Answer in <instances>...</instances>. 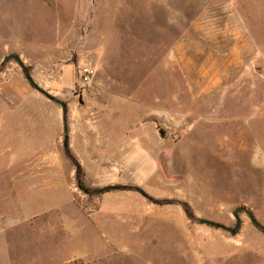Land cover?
<instances>
[{
	"label": "rangeland",
	"instance_id": "374dc122",
	"mask_svg": "<svg viewBox=\"0 0 264 264\" xmlns=\"http://www.w3.org/2000/svg\"><path fill=\"white\" fill-rule=\"evenodd\" d=\"M69 67L75 87L57 93ZM7 70L41 101L26 147L50 138L45 104L72 101L94 152L66 156L73 186L59 191L0 174V228L31 198L41 211L40 242L0 236L11 264H264V0H0ZM130 140L132 169L117 150Z\"/></svg>",
	"mask_w": 264,
	"mask_h": 264
},
{
	"label": "crops",
	"instance_id": "0c3cea01",
	"mask_svg": "<svg viewBox=\"0 0 264 264\" xmlns=\"http://www.w3.org/2000/svg\"><path fill=\"white\" fill-rule=\"evenodd\" d=\"M72 71V67L65 70L59 84L60 87L56 89L57 93L63 90L70 91L75 87L76 78H73ZM33 98L38 99L39 96L19 71L7 70V72L0 73V158L12 154L11 157L16 160V163L11 165L0 162V174L15 171L21 179H19L18 187L24 186L23 188H28L30 194L33 193L31 196H36L42 192V189L52 192L54 189L59 191L72 187V182L68 183L66 179H61L63 174H69L70 178H72L74 173L73 165L66 159V156L71 155L82 158L89 157L94 152L90 149L88 122L83 117L75 118L72 115L75 108L72 101L66 105L63 102L45 104V106L48 105L52 108L49 122L50 138L45 141L40 139L37 143L26 147L24 142L27 133L26 111L30 108L39 109L42 107L40 105L41 101L35 102L32 100ZM54 106L58 108L59 112L55 110L56 108L54 109ZM67 108L69 116L65 115ZM80 109V107H76L78 113L81 111ZM9 115H14V118ZM32 120H35V118ZM41 130L39 128L37 130L40 135L42 133ZM32 131L34 132V130ZM11 134L13 135L12 139ZM133 143L136 144L134 140H130L128 143L124 141L117 148L122 156H126L125 163H128L129 169H132L131 165L136 161L131 159V156L136 159L137 154L134 151L135 147L132 148ZM27 156L34 158L33 161L25 162V160L20 159ZM80 161L83 166L85 162L82 159ZM93 165L96 168H101L98 162H93ZM45 171L49 172L48 179H43L42 173ZM27 174L30 178L28 182L26 179ZM109 181L111 180L107 178V180L96 186L109 185ZM114 181L117 184V179L114 178ZM70 193L72 195V192ZM19 201L22 204L21 199ZM35 204L36 198L29 199L28 213H24L23 219L10 218L5 222V225L0 228V236L3 237L7 231L21 229L24 232V236L27 234L25 231H27L30 234V240L36 242L39 238L40 242V234L36 238V219H38L41 211L36 212L31 209ZM6 248L0 246V253L3 254L4 258L7 257ZM6 259L8 261H0V264H11V260L8 257ZM33 264L39 263L35 259Z\"/></svg>",
	"mask_w": 264,
	"mask_h": 264
},
{
	"label": "water",
	"instance_id": "95a60500",
	"mask_svg": "<svg viewBox=\"0 0 264 264\" xmlns=\"http://www.w3.org/2000/svg\"><path fill=\"white\" fill-rule=\"evenodd\" d=\"M9 57H13L15 60H17V62H18L19 65L21 66V68H22V70H23V73H24L25 77L27 78V80H28L29 82H32V78H31V76L28 74V72H27V68H26L25 64L20 60V58L17 57V56H7L5 59H7V58H9ZM239 210H246V208H245V207H241V208H239L237 211H239ZM235 213H236V212H235ZM212 225L217 226V227H222V226H220V225L217 224V223H212Z\"/></svg>",
	"mask_w": 264,
	"mask_h": 264
},
{
	"label": "built area",
	"instance_id": "2783aa9c",
	"mask_svg": "<svg viewBox=\"0 0 264 264\" xmlns=\"http://www.w3.org/2000/svg\"><path fill=\"white\" fill-rule=\"evenodd\" d=\"M94 74V70L90 68H84L81 73L82 81L88 83L91 81Z\"/></svg>",
	"mask_w": 264,
	"mask_h": 264
}]
</instances>
